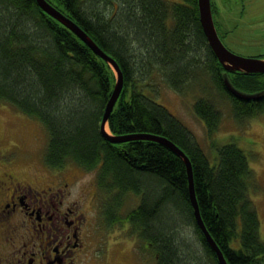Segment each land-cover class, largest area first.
<instances>
[{"label": "trees", "instance_id": "16d2710c", "mask_svg": "<svg viewBox=\"0 0 264 264\" xmlns=\"http://www.w3.org/2000/svg\"><path fill=\"white\" fill-rule=\"evenodd\" d=\"M47 1L121 70L123 87L107 132L154 134L181 148L191 162L201 218L227 263L264 264L249 197L255 177L244 151L227 143L211 163L189 130L154 102L158 74L179 93L195 89L192 111L211 139L223 119L217 99L229 102L237 123L264 113V99L233 97L224 76L237 90L255 94L264 91V73L223 69L203 33L197 0ZM115 82L109 64L35 0H0V103L42 124L48 135L44 164L94 171L104 196L101 216L109 222L118 220L126 196H137L138 206L124 221L151 246L146 250L155 264H219L196 223L181 158L158 142L111 143L104 137L100 125Z\"/></svg>", "mask_w": 264, "mask_h": 264}, {"label": "rangeland", "instance_id": "374dc122", "mask_svg": "<svg viewBox=\"0 0 264 264\" xmlns=\"http://www.w3.org/2000/svg\"><path fill=\"white\" fill-rule=\"evenodd\" d=\"M212 1H219L225 13L231 11L233 26L230 27L229 36L233 38L228 40L231 47L227 41L225 43L232 52L248 58L264 57V0H245L244 4L238 0ZM154 84L157 89L154 102L167 108L189 130L211 163L217 160V148L227 143L232 142L244 151L255 177L249 197L257 211L259 233L264 240V113L237 123L231 116L229 102L217 99L215 103L223 113V119L218 131L209 139L203 124L192 111V104L198 96L196 90L185 95L179 93L168 87L159 74ZM47 143V132L39 121L0 103V172L10 170L29 182L35 178L41 183L49 180L69 182L71 195L65 204L71 202L82 205V209L74 210L73 217L83 215L85 218L84 226L80 225L83 234L89 232V226L96 231L89 236L87 254L93 255V251L99 254L103 248H109L108 264H132L133 258L141 253L138 250L144 251V242L137 243L136 238L131 236V227L124 218L138 206L139 198L126 196L116 215L118 220L109 222L100 215L99 196L98 205L92 200L93 193L100 194L94 181L95 172L71 164L63 170L64 175L52 173L44 164ZM142 254L145 255V264H155L152 252L146 250Z\"/></svg>", "mask_w": 264, "mask_h": 264}, {"label": "flooded vegetation", "instance_id": "af4514ba", "mask_svg": "<svg viewBox=\"0 0 264 264\" xmlns=\"http://www.w3.org/2000/svg\"><path fill=\"white\" fill-rule=\"evenodd\" d=\"M238 1L245 3V0ZM211 11L221 42L232 51L229 42L233 38L229 36L233 26L231 11L225 13L220 2L212 0ZM46 168L57 175H64L66 169ZM94 181L99 190L96 179ZM69 187V182L41 183L37 178L29 182L10 170L0 172V264H91V261L108 264L109 248H103L99 254L97 251L87 254L89 236L96 231L89 226V232L82 233L80 225L84 226L85 218L83 215L73 217L74 210L82 209V205L65 204L71 195ZM98 196L101 215L104 196L95 192L92 200L98 205ZM131 236L137 243L141 241L136 234ZM146 248L150 250L151 246L144 244V251L138 250L141 253L133 258L132 264H145L142 253L145 254Z\"/></svg>", "mask_w": 264, "mask_h": 264}, {"label": "water", "instance_id": "95a60500", "mask_svg": "<svg viewBox=\"0 0 264 264\" xmlns=\"http://www.w3.org/2000/svg\"><path fill=\"white\" fill-rule=\"evenodd\" d=\"M39 8L48 16L55 19L59 23H61L65 28L74 33L88 48H90L97 56L103 59L109 66L113 69L116 74V82L110 98L105 106L103 118L101 121V131L104 137L111 143H121L128 142L131 140H147L158 142L159 144L165 146L169 150H171L174 154H176L181 160L184 162L187 172L188 178V191L189 197L191 201V205L193 208V214L196 220V223L201 230L205 240L208 245L211 247L213 252L215 253L219 264H228L224 254L219 249L212 236L206 229L203 220L200 215L199 206L196 200L195 191H194V181H193V173L191 162L185 152L175 145L169 139L157 136L154 134H134L127 135L122 137H113L106 130L107 120L109 118L110 113L112 112L114 105L121 93L123 87V76L119 66L116 61L106 54L100 47H98L95 42L87 35V33L81 29V27L72 21L69 17L65 16L59 10H57L53 5H51L47 0H35ZM198 4V12H199V20L202 26L203 33L206 37L207 43L217 58L218 62L221 64L223 69L226 72L231 73H244V74H257L264 73V59L262 58H248L239 56L229 49L225 47V45L221 42L214 23L212 19L211 13V3L210 0H197ZM224 86L229 94L239 100L245 101H258L264 99V91L258 92L255 94H246L239 90H237L228 80L226 76L223 79Z\"/></svg>", "mask_w": 264, "mask_h": 264}, {"label": "bare ground", "instance_id": "6f19581e", "mask_svg": "<svg viewBox=\"0 0 264 264\" xmlns=\"http://www.w3.org/2000/svg\"><path fill=\"white\" fill-rule=\"evenodd\" d=\"M220 249V248H219ZM221 250V249H220Z\"/></svg>", "mask_w": 264, "mask_h": 264}]
</instances>
